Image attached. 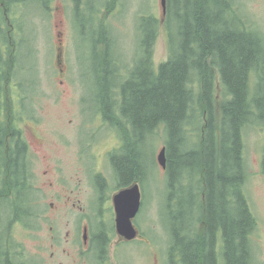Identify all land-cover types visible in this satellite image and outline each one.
I'll return each instance as SVG.
<instances>
[{"label": "rangeland", "instance_id": "374dc122", "mask_svg": "<svg viewBox=\"0 0 264 264\" xmlns=\"http://www.w3.org/2000/svg\"><path fill=\"white\" fill-rule=\"evenodd\" d=\"M100 1L85 0L82 5L83 10L77 12L71 0H7L8 25L7 38H5L7 62L10 59L9 51L15 48L13 40L16 36L19 42L17 47L19 63L14 70V78H9L7 89L3 86L0 90L2 93L0 114L5 112L2 119L6 116V111L11 115L14 113L15 116L16 107L19 105L21 115H29L24 120L20 119V123L31 144L37 174L40 175L39 183H36L34 178L33 184L34 186L40 184L45 188L38 191L40 193L36 201L40 213L35 228L19 227L16 230L13 227L12 231L16 232L18 240L14 238V241L20 244L22 252L40 256V251L42 258L47 262H50L52 248L49 242L54 228L58 229L64 238H67L66 233L70 232L71 241L66 242L61 250L66 248L68 251H74L76 248L73 245L74 235H77L78 229L76 217L79 215L73 210L72 198L68 206L64 203L67 195L63 198L52 195L51 182L55 188H58V185L61 187L59 179L75 175L84 178L87 186L90 187V176L97 169L109 177V191H113L112 188L115 187L112 156L107 152L113 150L115 153L116 149L120 152L125 135L120 132L119 127L106 126L105 122L103 128H97L98 125L100 127V120L97 119L95 114L97 111L94 112V107L101 105V97L104 96L103 70L108 67L120 68L118 74L122 77L130 68L127 66L131 64L132 67L134 66V59L140 48L141 19L142 16L149 14H155L159 18V36L154 47L156 67L169 56L168 33L162 21L164 14L161 0H120L118 4H116L118 0H107L105 4H101ZM234 2L248 25L255 27L264 35V0H234ZM101 29L111 30L114 36L115 41L109 54L110 62L104 56L106 43L99 35ZM9 36L13 39L12 48L9 46ZM59 47L63 51L60 65L58 64ZM219 78L217 76L216 97L223 101L224 94ZM117 82L119 81L116 76L109 79V83ZM194 90L197 91L198 115L202 111L201 88L196 85ZM116 95H119L118 92ZM261 97L264 98V89L261 91ZM116 99L118 100V97ZM114 112L118 113V108H115ZM102 118L106 120L105 116ZM122 121L128 129H131L125 119ZM196 123L187 132V149L199 148L201 145L199 139L203 123L201 127L199 122ZM94 131L98 134L93 133ZM154 136L149 139V143L150 147L151 145L153 149L155 147L154 153L152 154V150L150 152V158L154 157L155 163L152 164L151 161V171L147 175V183L144 184L143 209L138 217V222L146 225L145 227L142 225V229L148 233V235L145 233L148 242L133 244L130 249L129 246L123 245V248L129 249L130 253L134 252L130 255L128 251H122L124 264H164L165 253L168 255L171 238L169 229L172 228L173 215H179L180 202L187 205L190 201V197L185 195L182 197L183 200L172 201L173 208L170 206L172 193L170 181L166 169L157 159L166 141L164 129H158ZM79 141L85 151L83 156L85 163L78 160L75 144ZM244 141L249 173L245 191L257 220L251 236L252 264H264V122L256 121L249 125L244 131ZM1 150L5 158V147L3 146ZM45 157L48 159L44 160ZM147 158L149 159V155ZM4 165L6 166L5 162ZM2 169L0 165V176ZM57 171L59 174L56 173ZM2 176L4 177V174ZM198 176H201L199 172L196 173L195 179H190V183L185 181L187 186H198ZM202 195L196 194L194 205L195 211L198 210L197 224L200 222L199 219L204 217L202 210L199 211ZM83 201L89 202L92 206V201L86 200L85 197ZM65 205L68 207L63 208ZM87 212L94 220L95 210H91L90 207ZM160 212L162 214L159 220ZM107 250L110 255L107 264H121L116 245L112 243ZM94 260L89 264H101L96 258Z\"/></svg>", "mask_w": 264, "mask_h": 264}, {"label": "trees", "instance_id": "16d2710c", "mask_svg": "<svg viewBox=\"0 0 264 264\" xmlns=\"http://www.w3.org/2000/svg\"><path fill=\"white\" fill-rule=\"evenodd\" d=\"M71 1L77 12L83 10L85 0ZM141 23L134 66H127L130 68L122 77L120 68L103 70L104 96L98 112L108 126L119 127L125 135L120 154L112 157L113 166L124 177L135 174L144 179L151 171V161L155 163L154 157L150 158L155 147L151 145V149L149 139L164 129L170 206L175 199L190 197L187 205L180 202L179 215H173L169 264H252L251 236L257 220L245 191L249 173L244 131L256 121L264 122V35L248 25L234 0H167L164 23L169 56L156 67L159 18L149 14L142 16ZM99 35L106 43L104 56L109 60L114 36L107 29H101ZM12 40L9 36L11 48ZM13 42L8 78H14L19 63L16 36ZM115 76L119 82L109 83ZM217 76L223 101L216 97ZM196 85L201 88L202 111L198 115ZM196 122L200 127L203 123L201 145L187 149V132ZM9 167L12 175L16 174L15 165ZM197 172L201 174L198 186H187L185 181L190 183ZM23 176L26 172L20 178ZM199 193L203 194L199 211L204 217L197 224L194 205ZM31 196L23 198L25 205Z\"/></svg>", "mask_w": 264, "mask_h": 264}, {"label": "flooded vegetation", "instance_id": "af4514ba", "mask_svg": "<svg viewBox=\"0 0 264 264\" xmlns=\"http://www.w3.org/2000/svg\"><path fill=\"white\" fill-rule=\"evenodd\" d=\"M165 18L166 16L163 15L162 21H165ZM7 25V0H0V90L3 86L7 89L9 79L7 76L8 70L7 67H5L8 53L5 44V38H7ZM59 34H61V32L58 33V38L60 37ZM61 70L63 71L64 69ZM2 82L4 83L2 84ZM31 85L32 83H30V86ZM0 98L2 99V93L0 94ZM97 101L99 104V100ZM94 108V112L97 111L95 113L97 119L100 120V127L98 125L97 128H103L104 120L101 112H98L99 109L96 105ZM4 113L5 112L3 111L2 114H0V165L3 168L0 176V264H89V262L95 258L100 261L101 264H104L105 262V264H107V258L109 260L110 257L107 249L112 243L116 245L117 256L119 257L121 264H124L123 252H129V249L133 244H147L148 241L145 237V233L147 235L148 233L142 229V225L144 227L146 225L145 223L141 224L138 222V217L144 204V184L147 183V175L144 179L139 177L136 178L135 174L131 177H124L123 174L118 173L116 171L117 169L113 166V182L115 186L112 188L114 189L113 191H109L108 189L110 182L109 177L97 169H95V173L90 176V187L87 186L84 178L76 177L75 175L70 178L59 179L61 187L58 185V188H55V185L51 182L52 188L50 189V192L52 195L58 198H63L67 195L64 199V203H67L69 206L70 201L73 200V210L79 214L76 217L78 229L77 235H74L75 244L73 242V245L76 246L74 251H68L66 248L61 250V247L66 242L69 243L71 241L70 232H67V238H64L62 233L58 232V229L52 227V229H54L49 242V246L52 248L50 262H47L42 258L43 256L40 251V256L29 255L22 252L20 244H17L14 241V238L17 240L18 238L16 232L12 231V228L14 227L16 230L19 227L25 229L35 228L37 223L36 220L40 213L36 199L38 193H40L38 191L41 190V188H45L42 184V186H40V184H38V186L35 184L34 186L33 184L34 178L35 182L39 183L40 175L37 174L36 164L34 163V157L31 151V144L27 140L24 129L20 123V119L24 120L25 117H28L29 115L22 116L19 105L16 107L15 116L14 113L11 115L6 111V116L3 118L5 119V122H3L2 119ZM93 133L98 134L96 131ZM24 142L27 145V149H25ZM75 145L79 156L78 160L85 163L83 161L85 151L83 150L80 141ZM3 146L5 147V158L2 156L1 149H3ZM121 146L122 150L124 144ZM89 148L91 149V140ZM107 153L112 157L120 154L118 149H116L115 153L113 150H109ZM47 159L48 157H45L44 160ZM4 162L6 166L4 165ZM12 164L15 165L16 173L13 175L9 167ZM22 172H26L27 176L20 178ZM56 173L59 174L58 171ZM3 174L4 177L2 176ZM136 183H138L140 187L141 202L139 210L132 220L134 226L138 230V235L133 239H127L119 234L117 229L118 213L115 205V197L120 192L132 187ZM27 194L30 196L33 195V197L31 196L29 204L25 205L23 198H25ZM84 197L86 200L92 201V206H90L89 202L83 201ZM68 206L65 205L63 208H67ZM90 207L91 210H95L93 217L94 220L89 217L87 212ZM161 214L162 212L159 213V220L161 219ZM159 224L163 226L161 221H159ZM123 245L129 246V249H124ZM133 253V251H131V253L129 252L130 255H133ZM167 262L168 255L165 253V261H163V263L167 264Z\"/></svg>", "mask_w": 264, "mask_h": 264}, {"label": "water", "instance_id": "95a60500", "mask_svg": "<svg viewBox=\"0 0 264 264\" xmlns=\"http://www.w3.org/2000/svg\"><path fill=\"white\" fill-rule=\"evenodd\" d=\"M163 14L167 15V0H161ZM60 36V34H59ZM58 63L62 62L63 51L59 47ZM158 163L164 168H167L166 147H162L158 154ZM141 202V192L139 184L136 183L132 187L120 192L115 197V205L118 213L117 229L119 234L127 239H133L138 235V230L133 224V218L136 216Z\"/></svg>", "mask_w": 264, "mask_h": 264}]
</instances>
